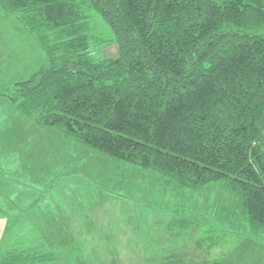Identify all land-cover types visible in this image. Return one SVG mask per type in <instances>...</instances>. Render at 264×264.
Instances as JSON below:
<instances>
[{
	"label": "trees",
	"instance_id": "16d2710c",
	"mask_svg": "<svg viewBox=\"0 0 264 264\" xmlns=\"http://www.w3.org/2000/svg\"><path fill=\"white\" fill-rule=\"evenodd\" d=\"M0 8L46 55L0 95L42 126L158 173L170 189L224 185L248 233L260 235L264 0H0ZM89 9L113 31L116 56L92 54ZM39 258L60 255L16 250L1 264Z\"/></svg>",
	"mask_w": 264,
	"mask_h": 264
},
{
	"label": "rangeland",
	"instance_id": "374dc122",
	"mask_svg": "<svg viewBox=\"0 0 264 264\" xmlns=\"http://www.w3.org/2000/svg\"><path fill=\"white\" fill-rule=\"evenodd\" d=\"M88 12L90 15L89 34L92 36V54L97 59L116 56L118 48L116 42L113 41L114 34L110 26L95 10L89 9ZM0 27H2V31L5 30L7 33L0 36L2 38L0 42V92H4L9 91L15 83L28 80L35 72H38L41 66L46 63V55L36 40L30 42V36L32 35L28 31H22L26 27H24L18 18L6 13L1 8ZM256 32L264 34V27ZM14 107L18 108L17 103L5 95H0V117L3 116L5 110ZM15 143L4 142L0 145V155L2 158L6 157L4 155L5 150L8 149L6 147L9 144L12 146ZM43 145L41 147L43 150L33 149L34 154L24 162L21 152H24L25 145L24 143H18L15 148L16 154H14L17 158L16 166V162H13L14 165L11 168L9 163H5L4 165L7 173H3L1 178L3 183L1 195L3 209L0 210V264L1 259H4L8 254H12L16 250H27L31 253H47L52 251L60 255L58 261H47L46 259L39 258L37 262L29 264H141L142 262L143 264H160L161 261L165 260V257H160L161 254H166L165 256H170V254L175 255L173 251L175 246L170 242L172 238L175 239L176 237H181V241L177 242L182 246L179 250L186 254L188 253V259L195 258L194 252L198 250V244L196 240L195 242L191 240V235L185 236L186 234L183 233L185 230L180 228L182 218L189 215H186L185 212L177 211L179 210L178 207L182 204L185 205L187 201L195 212H203L202 214L208 216V228L215 229L218 232L215 236L217 242L220 240V237H223V228L226 231L227 229L245 231V227H248L247 219L242 213L239 201H232L229 195L226 197V203H232L230 207L232 211L227 210L223 212L224 210L221 209V206L216 204V199L203 195V192L197 193L191 189L170 190L165 186L163 180L159 177L160 175L156 172H153V174L151 171L126 164L102 153L93 156V153L89 151L83 153V158L90 154L91 158L96 161L95 167L92 170V174L95 176L98 174L97 171H99V175L95 179L98 185L96 186L86 178L89 175L85 166L78 169V173L82 175H78L74 179L72 177L77 172H70L65 175L64 173L69 171L71 165L68 167L66 166L67 163L61 164V158L59 160L57 158L56 160L48 156L49 161L45 160L51 149L46 154L45 149L48 148L45 144ZM91 150L99 152L94 148ZM5 154L7 153L5 152ZM101 174H105V180L101 177ZM69 175L72 176L69 177ZM30 188L38 190L42 188L44 190L43 194L49 188H52L48 198L46 195L40 197L42 203L47 207L40 210L32 209L24 211L18 210L17 207L15 208L3 200L8 190L18 191ZM90 192L92 194L95 193V195L92 196ZM86 199L89 201H86ZM171 202L174 204L167 206V210L169 209L167 214L161 215L156 223L158 229L164 232L162 237H160L161 241L158 238V242H156V239L152 237L151 244H149L153 248L155 246H164L161 252L154 253L151 251L145 255L144 259H134L137 250H139L138 247L145 245V248L149 251L148 242L145 241L146 237L142 234L139 236L137 234L134 237L135 240H133L132 234H130L131 243H117V234L114 235L113 240H102L107 237V233L103 231L110 229L105 227H110L108 218L111 215L109 213L111 208L116 213L119 212V215H123L124 218L121 221L127 219V216H132L137 222L143 219L145 221L144 224L149 227L148 221L150 220V216L145 213L139 214V210L144 209V212H159L161 205ZM124 204H128L132 211H123ZM29 205L32 206L31 204ZM61 205L64 210L61 209ZM34 206H36V203H33ZM68 208H71V211L68 212L66 210ZM82 213L84 215L92 213L96 219L98 227L91 229L90 234L93 233V238L96 237L97 241L91 243L85 237L78 245L86 257L77 258V250H74V245L72 242H69V239L72 240L76 236L79 241L82 239L83 230L86 233L87 228L83 226L86 220L84 218L80 220L76 219ZM106 217L107 219L103 220ZM116 218L117 215L114 217V220ZM169 218L172 220L179 218L175 229L168 230L166 219ZM112 223L114 226L111 228L116 229L117 222L112 221ZM133 225L134 223L132 222L131 226H129L132 231ZM127 229L130 231V228ZM200 230L205 231V222L201 229L196 227L193 230L198 239H200L201 233L197 231ZM113 231H108V233ZM262 231L264 232V230ZM102 234H105L106 237ZM121 238L119 237V241ZM163 239L166 242H163ZM49 240H51L50 243ZM137 240L140 242H136ZM258 240H260L258 246L264 252L263 233L260 232ZM51 243L52 245H50ZM168 243H170V247ZM164 250L166 253L163 252ZM145 251L142 253L145 254ZM154 251L156 250L154 249ZM178 256L181 257L180 254ZM183 258L185 259L186 255ZM195 260L199 261L197 258Z\"/></svg>",
	"mask_w": 264,
	"mask_h": 264
},
{
	"label": "crops",
	"instance_id": "0c3cea01",
	"mask_svg": "<svg viewBox=\"0 0 264 264\" xmlns=\"http://www.w3.org/2000/svg\"><path fill=\"white\" fill-rule=\"evenodd\" d=\"M22 31L24 32L27 30L24 28V30ZM6 34H7L6 31L5 30L2 31V27H0V36L6 35ZM30 37H31L30 42H33L35 38L33 36H30ZM1 41H2V38L0 37V42ZM42 61H44V59H42ZM45 64L46 63H44L41 66V68ZM61 139H64V140L61 141ZM4 142H16V143L12 146L9 144V146L6 147L8 148L5 150L7 154H5L4 152V155L6 157L2 158L0 155V210L3 209L2 197H1L2 191H3L2 190L3 183L1 181V178H2L3 173H7V171H5L4 165L5 163H9L10 168H11V166L14 165L13 162H16L15 163V166H16L17 158L15 157L16 155L14 154H16L15 148L17 147L18 143L19 144L24 143L25 145L24 152H21L22 160L24 162L26 159H28V157L34 154V152L32 151L33 149L37 148V149L43 150V148L41 147L44 146L43 144H45L48 148V149H45L46 154H47V151L51 149L49 154H47V157L45 158V160L49 161L48 156L51 159L54 158L56 160L57 158L58 160L61 158V164L67 163L66 166L68 167L69 165H71L69 171L64 173L65 175L70 172L72 173L77 172L72 177L74 179L78 175L79 176L82 175L78 173V169L80 167L83 168V166H85V169L87 170V174L89 175V177L86 176V178H88L91 181V183H94L96 186H98L97 183L95 182V179L99 175V171H97L98 174L96 176L92 174V170L95 167L96 161L91 158L90 154L83 158V153L90 151L91 153H93V156H96L102 152H100L97 149L95 150L99 152L91 150L93 148L85 149V148H90V147L83 146L80 143H78L75 139L68 138L62 135L53 127L42 126L41 124H39L36 117L23 113L19 108L14 107V108L7 109L3 112V116L0 117V145ZM151 172L153 173V171ZM71 176L72 175H69V177ZM93 176H94V179H93ZM101 177L105 180V174H101ZM47 187H49V185H47ZM51 189L52 188H49L44 194H43L44 190H42V188L39 190L35 188L22 189L18 191L8 190L6 191L5 193L6 197L3 200L5 202L7 201L8 204L12 205L13 207L15 208L17 207L18 210H24V211L25 210L29 211L32 209L40 210V209H44L45 207H47L46 205H44V203H42V199H40V197L42 195L44 196L46 195L48 198V195H50L52 191ZM193 191L197 193L203 192V195H206L209 198L212 197L216 199V204L218 206H221V209L226 210L225 208L227 205L226 197L229 194L224 188V185L222 186L221 184H218V183L214 185L210 184L201 190H193ZM90 194L92 196L95 195V193L92 194V192H90ZM86 201H89V200L86 199ZM33 203L34 204L36 203V206L33 207ZM29 204H31L32 206H30ZM170 204H174V203L171 202V203L161 205V209L159 212H144L145 211L144 209L139 210V214L145 213L146 215L150 216V220L148 221V224H150L149 227H147L144 224L145 221L143 219L137 222L132 218V216H127L126 217L127 219H124L121 221V219L124 218L123 215H119V212L116 213L114 209L111 208L109 212L111 213V215L108 218L110 227L104 226L105 228H110V229L103 231L107 233V237L105 236L106 233L102 234L106 237V239H102V240L104 241H109L110 239L113 240L114 235L117 234L118 235L117 243H120V244L121 243L123 244V242L131 243L132 240L129 238L130 234H132L133 240H135L134 237L137 234L138 236L142 234L143 236L146 237L145 241L148 242L147 244L149 246V251H147L148 249L145 248V245L138 247L139 250H137V253L134 256V259H139V260L144 259L145 255L147 253H150L151 251L154 253L161 252L164 249V246H155V248H153V246L149 244H151L152 237L156 239L155 240L156 242H158V238H159V241H161L160 237H162L164 232L161 231V229H158V226L156 223L158 222V219H160L161 215L167 214L169 210V209L167 210V206ZM62 208L63 206L61 205V209ZM178 208H179V210H177L178 212H185L186 215H189L188 217L185 216L182 218L180 228L182 230H185V232H183L184 234H186L185 236L191 235V240L194 242L196 240L198 244V250L195 251L194 254L196 255L195 258H197L199 261L195 260L194 257L191 259H188L187 257L188 253L186 254L185 252H182L181 250H179V248H181L182 246L177 242L181 241V237H176L175 239L172 238L170 242V243H173V245L175 246L173 250L175 255L170 254L172 251L168 253L170 254V256L169 255L165 256L166 254H161L160 257H165L164 258L165 260L161 261L160 264H264V252L261 251L258 246V243H260V240H258L259 235L253 236L250 232L248 233L249 227H245V231L238 230V229L233 230V229H227V228H226L227 229L226 231L223 228V231H222L223 237H220L219 238L220 240L217 242L215 236L217 235L218 232L215 229L213 230L211 228L210 229L208 228L209 218L207 215L202 214L203 212H195L190 206L188 201L186 202L185 205L182 204ZM66 210L69 212L71 211V208L70 209L68 208ZM133 210H136V209H133ZM123 211H132V210L128 204L127 205L124 204ZM229 211H232V210L230 209ZM116 215H117V218L114 220V217ZM82 218L86 220L83 226L87 228L86 233H84V230H83L82 239L78 241L75 234H73L75 238L73 237L72 240L68 238L69 242L73 243L74 250H77V255H78L77 258L86 257L85 253L81 251L78 245L79 243H81V241L84 240L85 237L87 241L91 243L93 241H97L95 239L96 237L93 238V233L90 234L91 229L98 227V225L96 224L97 223L96 219L94 218L92 213L90 215L88 214L84 215L82 213L81 216L76 217L77 220H80ZM106 219L107 217L103 220H106ZM178 220L179 218L177 220L176 219L172 220L170 218L166 219V222L168 224V230L175 229V227H177L178 225L177 223ZM112 221L117 222L116 229L111 228L114 226L113 223L111 224ZM131 221L134 223V225L132 226L133 231L131 227H129L132 224ZM159 222H164V221H159ZM204 222H205V231L204 230L197 231L198 233H201L200 239H198L197 236L194 234L193 230L196 227H199L201 229V227H203L204 225ZM212 226L216 227L214 225ZM127 228H130V231H128ZM108 231H113V232L108 233ZM261 233L264 234L263 231ZM119 237H122L120 241H119ZM162 241L166 242L165 239H163ZM136 242H140V241L137 240ZM170 243H168L169 247H170L169 245ZM137 244H140V243H137ZM154 249L156 251H154ZM144 250L147 251V252L145 251V254L142 253ZM80 252H81V255H80ZM163 252H165V250ZM179 254L181 255V257L178 256ZM185 255H186V258L184 259L183 257H185ZM141 264H143V262Z\"/></svg>",
	"mask_w": 264,
	"mask_h": 264
}]
</instances>
